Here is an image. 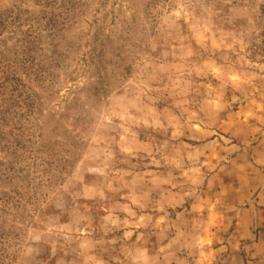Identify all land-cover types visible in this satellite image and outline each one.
<instances>
[{
    "label": "rangeland",
    "instance_id": "rangeland-1",
    "mask_svg": "<svg viewBox=\"0 0 264 264\" xmlns=\"http://www.w3.org/2000/svg\"><path fill=\"white\" fill-rule=\"evenodd\" d=\"M0 264H264V0H0Z\"/></svg>",
    "mask_w": 264,
    "mask_h": 264
}]
</instances>
